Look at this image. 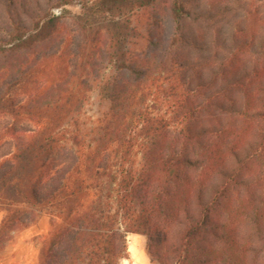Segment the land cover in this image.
Segmentation results:
<instances>
[{
	"label": "trees",
	"instance_id": "1",
	"mask_svg": "<svg viewBox=\"0 0 264 264\" xmlns=\"http://www.w3.org/2000/svg\"><path fill=\"white\" fill-rule=\"evenodd\" d=\"M0 212V251L49 216L38 264H115L118 221L264 264V0H0Z\"/></svg>",
	"mask_w": 264,
	"mask_h": 264
},
{
	"label": "rangeland",
	"instance_id": "2",
	"mask_svg": "<svg viewBox=\"0 0 264 264\" xmlns=\"http://www.w3.org/2000/svg\"><path fill=\"white\" fill-rule=\"evenodd\" d=\"M54 11L58 13L57 9ZM91 113L92 111H89V114ZM24 230L27 236L21 237V232H19L5 242L4 248L0 251V262L5 261L7 264L39 263L41 252L51 230L49 216L44 214L38 222Z\"/></svg>",
	"mask_w": 264,
	"mask_h": 264
},
{
	"label": "clouds",
	"instance_id": "3",
	"mask_svg": "<svg viewBox=\"0 0 264 264\" xmlns=\"http://www.w3.org/2000/svg\"><path fill=\"white\" fill-rule=\"evenodd\" d=\"M115 230L123 236V252L116 258L115 264H152L146 236L129 231L123 221L117 222Z\"/></svg>",
	"mask_w": 264,
	"mask_h": 264
},
{
	"label": "crops",
	"instance_id": "4",
	"mask_svg": "<svg viewBox=\"0 0 264 264\" xmlns=\"http://www.w3.org/2000/svg\"><path fill=\"white\" fill-rule=\"evenodd\" d=\"M0 219H1V216H0ZM24 229H25V228H24ZM24 229H22V230H20V231H17V232H15L14 234L16 235V233L21 232V237H24L25 235L27 236V232H26V230H24ZM0 264H7V262L2 261V262H0ZM152 264H156V263L152 262Z\"/></svg>",
	"mask_w": 264,
	"mask_h": 264
}]
</instances>
